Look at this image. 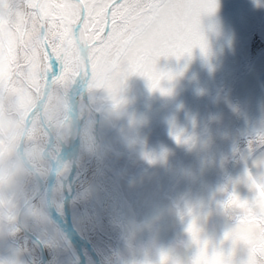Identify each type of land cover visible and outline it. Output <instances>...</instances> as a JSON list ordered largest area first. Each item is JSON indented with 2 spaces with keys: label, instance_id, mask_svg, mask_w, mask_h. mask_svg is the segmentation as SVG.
<instances>
[{
  "label": "rangeland",
  "instance_id": "1",
  "mask_svg": "<svg viewBox=\"0 0 264 264\" xmlns=\"http://www.w3.org/2000/svg\"><path fill=\"white\" fill-rule=\"evenodd\" d=\"M25 17L23 0H0V158L9 168V187L21 172L17 151L23 125L20 119L36 103L47 68L38 30L25 22ZM215 19L216 15L200 17L204 53L198 48L195 56L193 48L190 56L177 59L162 55L156 61L158 71L173 75L170 81L161 82L167 94L153 90L149 95L147 80L132 74L123 81L118 93L121 103L114 108L102 90L106 74L112 71L108 50L94 49L87 54L90 64L99 62L101 68L84 88L89 109L79 124L76 149L62 158L60 168L65 172L59 175L58 171L53 190L54 197L55 192L58 196L54 198L57 211L65 213L75 229L98 249L100 258L104 257L102 264H111L109 258L113 256L112 264H161L162 254L169 264H191V243L185 249L174 234L180 229L183 241L190 242L187 227L192 222L199 230V240L207 242L208 255L217 253L230 259L231 264L247 259L246 245H233L226 236L237 226L242 209L224 205L229 196L235 195L258 211L259 197L253 181L264 185V147L255 143L257 136L246 140L239 134L248 131L247 124L258 131L257 135L264 133V56L240 75L236 86L221 89L212 79L216 69L210 73L214 61L209 51L211 36L218 33ZM46 40L50 48L58 47L53 33H47ZM97 51L99 55L94 57ZM64 59L71 73H80L77 48L65 52ZM186 87L191 100L183 107ZM70 89L65 81H46L42 120L58 141L63 135L59 130L67 116ZM38 119L36 108L27 119L28 136L23 144L24 160L32 168L37 152L48 155L43 146H33L36 137L31 134ZM41 136L50 143L46 129ZM62 149L58 148L57 158ZM22 169L21 177L27 179L32 193L40 180H31ZM173 177H177L173 179L176 182L170 185ZM16 212L17 208L14 216ZM31 217L27 204L19 219L25 227L33 226L30 230L47 244L51 259H45L44 264H92L84 247L86 259L80 262L44 210L41 219L47 229H39ZM3 220L0 217V264H25L24 252L34 264H40L37 248L27 249L31 240L19 229H4ZM120 234L122 241L118 243ZM12 241L28 244L27 248L19 250ZM197 252L194 244V257Z\"/></svg>",
  "mask_w": 264,
  "mask_h": 264
},
{
  "label": "snow or ice",
  "instance_id": "2",
  "mask_svg": "<svg viewBox=\"0 0 264 264\" xmlns=\"http://www.w3.org/2000/svg\"><path fill=\"white\" fill-rule=\"evenodd\" d=\"M23 3L25 22L42 37L53 33L58 45L56 49L44 45L49 79L65 81L69 89L82 82L85 88L93 73L101 68L99 62L90 64L88 52L107 48L112 71L106 74L102 90L107 92L114 108L121 103L118 93L123 81L132 74L144 77L149 90L167 94L161 81H170L173 75L158 71L156 61L162 55L177 59L185 54L190 56L197 46L204 53L206 43L200 32V17L211 15L218 8V0H23ZM74 48L84 57L82 73H71L64 59L65 52ZM96 55L99 51L93 53ZM255 143L264 147V133L257 135ZM253 186L258 191V211L235 195L229 196L224 205L242 209L237 226L226 234L233 245H246L248 255L242 264H264V185L253 181ZM187 231L198 248L192 264H231L230 259L217 253L207 254V242L199 240L194 222L189 223ZM161 264H169L163 254Z\"/></svg>",
  "mask_w": 264,
  "mask_h": 264
},
{
  "label": "flooded vegetation",
  "instance_id": "3",
  "mask_svg": "<svg viewBox=\"0 0 264 264\" xmlns=\"http://www.w3.org/2000/svg\"><path fill=\"white\" fill-rule=\"evenodd\" d=\"M227 3H228L227 6L218 4L216 14L215 13L211 14L212 17L215 15L217 17V19H215V22L217 24L216 28L218 29V33L212 32V36H211V44H210L211 48L209 49V51L212 52L214 61L210 66V73H212L214 69H216L217 73L215 74L214 77H212V79L214 83L221 85L220 86L221 89H225L226 87L229 88V86L232 87L236 86L238 84V81L240 82L239 80L240 75L248 72L251 69L252 65L255 63V61L256 60L258 61V59L264 56V0H232V1L227 0ZM245 7L246 8L248 7L249 10L246 11ZM198 48H199L198 46L194 47L195 56L199 53ZM213 81L212 83H209V87H212ZM195 87L196 86L194 83L192 89L195 90ZM152 91L153 90L148 91L149 95L152 94ZM247 125L246 127L248 128V131H244L243 135H241L242 134L241 132L239 134V137L241 136L246 137L247 138L246 140L254 138V136H257L258 133V131L253 130V128L250 125H248L250 128ZM50 146H52V144ZM48 148L46 149L47 151ZM41 154L43 153L41 152ZM45 157H47V159L49 160V165H50L51 160L56 156L51 157L48 154ZM33 165L34 168L31 167L33 171H31L21 161V167L19 168V171L23 172L22 169L23 167L25 170V174L27 172V176L31 175V180L34 177H36L39 180L46 179L50 171V166L48 167L47 170L43 171V170H39V166H40L39 164H36L34 162ZM8 170L9 168L5 163V160L0 158V217L4 219L3 220L4 229H19L22 233H24L23 229H27L32 234H34L30 230V229H34V227L33 226L25 227L24 225H22L19 219V214L22 208L27 204H30V211L32 214L31 218L33 220H36V222L34 221L33 223L34 224L36 223L35 225H37L39 229H47L43 223V220L41 219L43 210L47 214L44 203V191H45L44 186L42 187V189L39 190L41 181L40 184L38 185V188L31 193V187L30 186L28 187L27 179L23 178V176L21 177V172H20V175L16 177L14 184H12V186L9 187L7 185ZM56 177L57 175L55 176L52 185H50L49 187L48 196L50 198V202L53 208L57 211L54 200L55 198L54 190H53ZM37 191H39L38 195L34 199L29 200L27 202V200ZM51 191H52V195H51ZM8 192H10L9 201L6 203L4 199L8 197ZM24 197L25 199L22 200ZM16 208H17V212L16 215L14 216L13 213ZM11 217H14L13 224H10ZM175 232H176L174 234L175 238L177 239V242L178 244H180V246L184 245L185 249H189L187 244L191 243L190 244L191 253H189V259L192 264V261L194 259L193 241L191 240L190 242L188 241L184 242L183 232L180 231V229H175ZM24 234L31 240L29 245L22 244L21 242H17V241H12V245H14L19 250L25 249V247L27 248V245H28L27 248L28 250H30L32 246H35L39 252L40 264H44L45 259L47 260L51 259L49 257V249L47 244L43 243L41 239L38 238L39 237L38 235L37 237L36 234H34L43 245L44 254H45L44 258H42L39 242L33 237L27 235L26 233ZM121 234L119 235L120 240L118 241V243L122 241L121 238L123 235ZM23 261L25 262V264L26 262H28V264H34L33 261H31L26 256L25 252L23 253ZM112 261H114V256L113 259L109 260L111 264ZM17 264H22V262Z\"/></svg>",
  "mask_w": 264,
  "mask_h": 264
},
{
  "label": "water",
  "instance_id": "4",
  "mask_svg": "<svg viewBox=\"0 0 264 264\" xmlns=\"http://www.w3.org/2000/svg\"><path fill=\"white\" fill-rule=\"evenodd\" d=\"M218 4H221L223 6H227L228 3H227V0H218ZM39 41H40V44L43 48V51H44V45L45 43H47V40H46V37H42L39 35ZM48 44V43H47ZM79 52V50H78ZM44 55L47 59V54L45 53L44 51ZM88 58V57H87ZM89 60V58H88ZM90 62V61H89ZM48 77L46 76V73L43 77V85H42V90L37 98V101L36 103L30 108V110L26 113L25 117H24V121H23V125H22V131H21V135H20V138H19V142H18V145H17V150H18V156L19 158L21 159L22 163L31 171L32 168L28 165V163L24 160V157H23V142H24V138H25V133H26V129H27V119L30 115V113L34 110V109H38V118L40 120V122L46 127V124L43 122L42 120V108H43V105H44V100H45V96H46V93H45V86H46V81H47ZM86 87V86H85ZM83 90L84 87H83V84L82 86L80 87V89H76L74 92L70 89L67 93V96H66V114H68L69 112H72L73 111V108H72V97L74 96L75 93H77L78 91L80 90ZM183 96H184V101H183V107H187L189 104H190V100H191V96H190V90L188 88H185L184 91H183ZM249 127V126H248ZM250 128V127H249ZM76 131L78 132L79 134V126L76 128ZM48 133H49V137H50V144L52 143L53 141V134L52 132L48 129ZM76 146H77V141L74 142L73 144H71V149L72 151H74L76 149ZM48 147V145L45 146V149ZM57 159L56 158H53L51 160V162L53 160ZM62 164V159H59L58 161V167H57V174H58V171H59V168ZM55 174L54 172H52L51 168H50V171H49V174L47 175L46 179H40L41 181V184H40V189H42V187L44 186V203H45V208H46V211H47V214H48V217L50 219V221L56 225L60 231H65L67 234H69L70 236H73L75 237L78 242L81 244L82 247H84L88 252L89 254L94 258V261H95V264H102L101 260H100V257L96 251V249L94 248V246L91 244V242L88 240V238L84 235V234H81L79 233L75 227L73 226V224L71 223L70 219H69V222L65 225H60L59 221H60V218L56 215L55 213V209L53 208L51 202H50V198L48 196V190H49V187L50 185H52V182L55 178V176L57 175ZM72 176V173L71 175ZM39 191H37L35 194H33L28 200H32L34 199L37 195H38ZM25 205V204H24ZM23 231L33 237L34 239H36L39 244H40V249H41V253H42V258H44L45 254H44V248H43V245L42 243L40 242V240H38V238L32 234L29 230L27 229H23Z\"/></svg>",
  "mask_w": 264,
  "mask_h": 264
},
{
  "label": "bare ground",
  "instance_id": "5",
  "mask_svg": "<svg viewBox=\"0 0 264 264\" xmlns=\"http://www.w3.org/2000/svg\"><path fill=\"white\" fill-rule=\"evenodd\" d=\"M79 58H80L81 65H82V69H81L80 73H82L83 72V59H84V57H82L80 55V52H79ZM82 84H83L82 82H76V86L71 88V90L74 92L76 89H80ZM72 108H73V111L69 112L67 114V116L65 117V119L63 120V122L61 124L60 130H59V134H61V135L64 134L65 131L68 129L69 125L72 123V118L74 116H76L81 123L84 120L85 116L87 115L89 107H88V103L86 101L84 89L83 90L81 89L80 91L75 93L74 96L72 97ZM72 153H73V151L71 149V145L65 146V147H63L60 155L58 156L57 159H55V161L58 162L59 159H62V158L67 157V156H71ZM55 213L60 218V221H59L60 225H65L69 222V218L65 213L60 212V211H56V210H55ZM62 234L64 235V238H65L67 244L71 247V249L74 251L75 255L78 257V259L82 263L83 260L86 259V256L84 255V253L82 251L81 244L78 242V240L75 237L70 236L65 231H62ZM91 258H92V264H95L94 258L92 256H91Z\"/></svg>",
  "mask_w": 264,
  "mask_h": 264
},
{
  "label": "trees",
  "instance_id": "6",
  "mask_svg": "<svg viewBox=\"0 0 264 264\" xmlns=\"http://www.w3.org/2000/svg\"><path fill=\"white\" fill-rule=\"evenodd\" d=\"M38 37H39V33H38ZM39 43H40V41H39ZM40 46H41V44H40ZM41 48H42V46H41ZM42 51H43V48H42ZM43 58H45L46 59V57H45V55H44V51H43ZM20 121L21 122H23V120L22 119H20ZM45 130V128L43 127V125L41 124V122L39 121V119H38V121H37V124L35 125V130H33V133L31 134L32 136L34 135V137H36V138H34L35 140H34V142L35 143H33L34 145L33 146H35L36 145V147H42L43 146V148L45 147V145H46V139L44 138V137H40V133L41 132H43ZM37 132V133H36ZM53 135H54V139H53V143H52V146H50L49 148H48V154H49V156H51V157H54L55 156V154L57 153V151H58V144H57V142H58V138H57V136H56V134H55V132L53 131ZM26 136H28V132H26V135H25V137ZM37 142H38V145H37ZM38 147V148H39ZM37 151H38V149H37ZM36 151V152H37ZM39 153V154H38ZM34 162L36 163V164H39L40 166H39V170H43V171H45V170H47L48 169V167H46L45 165H49V160L47 159V157H45V156H43L42 154H41V152L39 151V152H37V154H36V158L34 159ZM180 174H178V176H179ZM181 176V175H180ZM175 178H177V177H175ZM174 177L172 178V180L170 181V185H173V184H175V182H176V180H173V179H175ZM57 179V178H56ZM56 179H55V182H56ZM54 182V183H55ZM56 188H57V191H58V189L60 188V186H59V184H58V187L56 186ZM55 198H58V196H57V193L55 192ZM81 232V231H80ZM58 243V242H57ZM65 248V247H64ZM97 251H98V249H96ZM99 252V251H98ZM100 253V252H99ZM98 253V254H99ZM101 259V261L102 262H104V257H101L100 258ZM111 259H113V257H111V258H109V260H111Z\"/></svg>",
  "mask_w": 264,
  "mask_h": 264
},
{
  "label": "clouds",
  "instance_id": "7",
  "mask_svg": "<svg viewBox=\"0 0 264 264\" xmlns=\"http://www.w3.org/2000/svg\"><path fill=\"white\" fill-rule=\"evenodd\" d=\"M79 119L74 116L72 118V123L69 125L68 129L65 131V133L60 137L59 141L57 142L58 147L61 149L62 147L68 146L76 142L79 138V134L76 131V128L79 126ZM46 167L51 168L52 172L57 174V167L58 162L53 160L50 165H45ZM65 170L63 168H59V175H63ZM27 222V220H26Z\"/></svg>",
  "mask_w": 264,
  "mask_h": 264
}]
</instances>
